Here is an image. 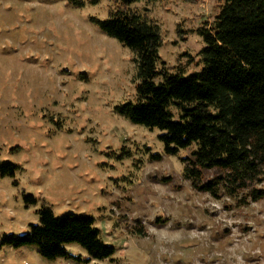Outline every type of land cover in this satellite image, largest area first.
<instances>
[{
	"label": "rangeland",
	"instance_id": "obj_1",
	"mask_svg": "<svg viewBox=\"0 0 264 264\" xmlns=\"http://www.w3.org/2000/svg\"><path fill=\"white\" fill-rule=\"evenodd\" d=\"M217 3L132 7L161 26V65L191 75L204 65L198 30L212 26ZM117 8L113 0H0V162L19 166L0 180V242L28 233L46 205L59 217L92 216L116 248L114 261L89 264H264V198L239 206L223 191L196 190L184 177L191 149L165 154L159 130L117 111L138 97L136 56L90 21ZM221 174L204 169L203 180ZM24 195L36 204L27 207ZM67 249L87 254L75 243ZM0 264L84 263L0 245Z\"/></svg>",
	"mask_w": 264,
	"mask_h": 264
},
{
	"label": "trees",
	"instance_id": "obj_2",
	"mask_svg": "<svg viewBox=\"0 0 264 264\" xmlns=\"http://www.w3.org/2000/svg\"><path fill=\"white\" fill-rule=\"evenodd\" d=\"M82 7L85 0H67ZM165 0H113L118 8L107 19L91 17L103 33L134 54L138 97L117 107L119 114L149 130H159L164 153L177 155L191 149L184 177L200 191L219 198L222 191L248 206L264 198V0H218L220 9L210 28H200L205 47L203 67L191 75L161 65V26L132 5ZM202 0H185L198 5ZM179 32L181 30H178ZM158 78H162L157 82ZM176 108L178 115L173 112ZM153 153L150 160H161ZM19 166L0 162V180L15 178ZM204 169L222 174L205 182ZM13 185L20 182L15 179ZM27 207L36 204L24 195ZM39 223L26 234H5L0 245L33 246L48 260L114 261L116 248L105 243L95 219L87 215L57 216L43 205ZM78 244L86 255L67 249Z\"/></svg>",
	"mask_w": 264,
	"mask_h": 264
}]
</instances>
